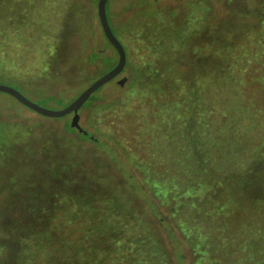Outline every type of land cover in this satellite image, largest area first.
<instances>
[{"label": "rangeland", "instance_id": "obj_1", "mask_svg": "<svg viewBox=\"0 0 264 264\" xmlns=\"http://www.w3.org/2000/svg\"><path fill=\"white\" fill-rule=\"evenodd\" d=\"M98 1L46 0L29 15L23 13L18 0H0V84L18 89L40 106L60 109L112 69L105 62L119 60V54L101 25ZM107 13L127 51V65L120 75L94 92L85 106L100 96L108 103L117 100L121 85L128 86L132 81L130 65L136 68L154 59L152 51L138 39L143 31L162 34L164 43L174 50L171 57L179 62L175 61L178 69L166 82L169 88H176L171 84L179 86L182 79L191 83L201 80L202 67L218 69L224 63L218 54L221 49L224 53L230 49L226 59L236 62L232 73L224 79L223 88L212 93L215 100L201 101L202 107L208 103L207 116L197 113L194 99L172 104L168 94L131 88L133 92L127 93L121 104L108 109L81 108V130L72 127L73 114L45 116L1 91L0 144H17V157L12 160L13 169L2 167L0 158V264L19 263L30 244L48 252L63 249L64 243L75 240L73 217L77 215L80 224L76 228L81 232L90 223L76 213L80 209L78 201L96 195L102 208L121 209L119 214H127L135 223L139 221L157 233L170 258L174 248L177 264H197L185 256L186 247H194L195 242L179 225L182 237L171 235L173 228L162 217L163 208L154 198L156 190L148 182L152 170L172 180L179 174L197 180L199 158L203 162L227 152L230 167L239 171L230 182L225 178L219 191L221 199L229 200L225 205L230 210V225L221 228L222 221L215 227L214 257L217 264H264V249L260 250L264 228V219L260 218L264 211V114L260 108L264 103V0H109ZM89 55L99 58L89 61ZM133 72L140 75L139 70ZM192 89H188L190 97L195 95ZM222 97L229 100L227 105ZM240 100L252 109L240 107ZM101 104L100 100L96 105ZM221 104L228 106L232 117L230 132L222 127L227 132L223 145L228 149L217 148L220 142L216 131L204 134L201 130L203 117L204 122H215L212 129L226 118H220ZM250 115L260 119L251 122ZM20 144H28L31 149L26 147L29 151L25 149L24 154V145ZM189 159L195 160L193 165L188 163L196 169L194 173L184 170ZM22 171L25 174L20 178L16 173ZM55 180L64 182L58 201L50 196V188L57 187ZM77 181L80 186L75 187ZM69 183L73 186L68 187ZM166 205L171 208L173 203ZM155 217L170 234V241ZM92 226L98 232L103 224ZM29 229L35 234L32 243L21 239L22 232ZM96 235L92 232L91 241ZM3 238L8 239L6 244ZM33 254L39 263L41 254ZM187 255L192 257L188 248Z\"/></svg>", "mask_w": 264, "mask_h": 264}, {"label": "trees", "instance_id": "obj_2", "mask_svg": "<svg viewBox=\"0 0 264 264\" xmlns=\"http://www.w3.org/2000/svg\"><path fill=\"white\" fill-rule=\"evenodd\" d=\"M13 1L16 2V0ZM18 1L23 6V13L25 12L26 14L30 15V13L32 14V10L39 9L41 4L46 0ZM31 1L34 4H31ZM161 35L162 34L158 35L160 36L159 38L157 35L147 34L144 31L143 34L138 35V39L141 42V45L144 46V48L150 49L152 51V53L154 54V59H152V61L150 62L141 63V65L136 66V68L130 65V68L128 69L131 74L129 82L131 80L132 81L128 86L121 85V87L119 88L120 94L117 100L108 103L105 102L103 96L95 97L88 104V106H96L98 109H108L112 106H115L117 103L121 104L124 98H126L125 95H127V93L131 94L133 92L132 89H140L151 94H168L169 98L172 99V104L176 103L181 105L183 104V102L189 103L190 101H192L191 99H194V101L198 102V106L196 108L197 113L199 115L207 116L208 103L205 107H202L201 101L203 99L204 101H206L207 98L211 97L215 100V96L212 95V93L223 88L224 79H227V77L232 73L233 64L236 62L233 60L231 63L230 60H228L230 58L226 59V57H228L227 52L230 49H227V52L225 53L223 52L225 51L223 49H221L220 51L218 50V54L220 55L219 58L224 60L223 65L218 69H212L211 71H208L206 70V68L202 67L200 71L198 70L201 80L199 79L198 81L196 80L195 82L191 83L182 79V83L179 86L171 84V87L176 88H169L166 82L169 83L171 81L169 80V75L172 71L174 72L176 71V69H178L176 63H178L179 61L177 59H172L171 55H173L174 50H172V46L164 43ZM90 54H95V51L91 52ZM98 58L99 57H97L96 59H92V57L90 58L89 55V61H95ZM117 61L113 62L112 59H108L105 62V65L110 64L113 68L116 65ZM134 69L136 71L139 70L140 75H138V73L136 72H133ZM190 87H193L192 91L195 94L194 97L189 96L188 89ZM172 91H174V93ZM223 99L224 97L221 98V100ZM100 100L103 101V104L96 105ZM243 101L244 100L239 101L240 107L252 109L250 106H246L245 101ZM222 103L227 105V103H229V100L224 99ZM200 108L202 109L199 110ZM244 108L242 110H244ZM260 108H262L261 113L263 115L264 103L260 104ZM184 111L188 112V109L185 108ZM220 111L222 113V115L219 113L220 118H225V115L226 120H220L221 123L218 124L215 129H212L215 126V122L212 123L209 121V119L208 122H204L205 118L203 117L204 126H202L201 130L204 134H210L216 131L217 139L220 142L218 143L220 145H218L217 148L228 149L226 145H223L226 144L224 143V139L227 132L224 129L222 130V127L226 126L229 131L230 125L232 126V117L230 116L231 111L228 106H223L222 104L220 106ZM255 116L256 118H253L251 116V118H253L252 120H250L251 122H255L257 120V117L258 119H260V116ZM223 121L224 123H222ZM16 145L17 144H9L8 146H6L5 144H0V158L2 159L1 166L5 169L9 166L12 169L15 168V164L12 163V160L14 157H17ZM20 145H24L22 153L25 152V149L26 151H29L26 148H30L28 144ZM211 153L214 152L212 151ZM186 154L188 160L189 153ZM229 155L230 154L228 152L226 155H224V153L221 155L217 154L216 156H211L210 159H204L203 162L199 158L198 164L200 167L198 171L199 177L197 180L192 179V177L189 179L190 176H185L186 174H179L176 180H172L169 179L167 175H165V177H163L164 175L159 176L158 172H155L151 169L152 175L148 183L156 190V196L154 198L158 199L159 206H162L163 208L162 213L164 212V214H162V217L164 219H168L169 227L173 228V232L171 235L173 237H182V233L184 231L185 234L191 237L195 242L194 247H186L185 256L188 261L194 259V261H197V264H217V259L214 257L215 252L213 251V231L215 230V227H219L221 225L222 221L224 222V224L221 226V228L225 227L226 229L227 226L230 225V223L228 222V220L230 219H228L230 210L227 208V205H225L227 203L229 204V200L225 198L221 199L219 191L224 184V179L228 177L229 181L227 182H230V179L234 178L239 171V168H236L235 166V168L230 167L229 164L231 163V160L229 158ZM219 157H221L222 160H218ZM224 158L226 159L224 160ZM20 160L21 158H19V161ZM187 160V166H185L184 170L186 172L188 171V173H194L192 170L196 171V169L192 166H189V164H195V160L192 159L194 162H192L191 159H189V161ZM25 168H27V166ZM216 173H225L226 175H220V177H218L219 174ZM16 174H18V176L21 178L23 177L22 175L25 174V172L22 171ZM27 178L29 179V175H27ZM55 181L57 183V187L50 188V190L52 191V194H50V196L53 201H58L59 199H57V196L60 195L59 192L60 189L63 188L62 186L64 185V182L61 180ZM78 182L79 181L73 183L75 187L80 186ZM42 183H40L39 186ZM33 186L35 185L33 184ZM70 186L73 185L69 183L68 187ZM244 195L245 193H242L241 197ZM251 195L252 194L250 193V196ZM257 197H259V195H257ZM100 201L101 198L98 195H96V197L92 198L91 200H87L84 198V200L81 199V201H78L80 209L77 210L76 213L80 214V216H82V219L84 218L85 221L90 223H88L86 227H83V231L81 232V228H76L80 224L77 218H75L77 215L73 217V233H76L75 240H70V243H64L63 249H58L54 252H48L49 249L41 250L42 248L37 246L36 244L29 243V250L24 253L25 255H23V258L19 261V263L16 264H177L174 248L173 257L170 258L169 254L166 252L165 245L163 244L157 233L152 231L149 227H146V225H141L139 221L135 223V221H133L129 215L125 214L123 216L122 214H119V211L121 209L112 210L102 208L100 204L98 205ZM170 203H173V206L171 208L166 205H169ZM215 204L216 206H221L217 208L214 207ZM261 212L260 218L264 219V211ZM157 220L159 223V227L168 234L170 241V234L166 229L162 228L161 221L159 219ZM96 222H100L103 224V228H97L98 232H96L95 229L94 231L92 228V224ZM108 223L111 224L109 226L104 225ZM178 225L183 227V231L178 227ZM137 228H139L140 232L137 230ZM217 231L219 230L217 229ZM92 232L97 233V235L96 238L91 241ZM22 234V241L23 237L24 240H30L31 243L32 241H35V234L33 233V229L22 232ZM132 234L135 235L131 236ZM128 236L130 238H128ZM218 238L220 241H222L221 234ZM225 238H227V236ZM2 240H4L3 243L6 244L8 239L3 238ZM104 244L107 245L106 249ZM129 246H131V248H129ZM187 248L192 254L191 258H189V256L187 255ZM261 249H264V228L263 234L260 235V250ZM34 251H38L39 255L41 254V260L39 261V263L34 257ZM46 252L48 253L46 254ZM103 254L106 255V257H102ZM260 261L263 262L261 256Z\"/></svg>", "mask_w": 264, "mask_h": 264}, {"label": "water", "instance_id": "obj_3", "mask_svg": "<svg viewBox=\"0 0 264 264\" xmlns=\"http://www.w3.org/2000/svg\"><path fill=\"white\" fill-rule=\"evenodd\" d=\"M109 0H99L98 1V15L101 22V25L103 27V30L105 32V35L109 39V41L115 46L116 50L119 54V60L118 63L110 69L107 73H105L103 76L95 80L91 85H89L81 94L75 98L71 103H69L64 108L60 109H50L43 106L38 105L34 101L30 100L28 97H26L22 92H20L18 89L5 85L0 84V92H7L9 94H12L15 96L20 102H22L24 105L30 107L31 109L49 117H63L69 114H73L72 117V127L81 128L80 119L81 114L80 110L83 108L84 104L87 102V100L92 96L94 92H96L98 89H100L102 86H104L109 81L116 78L118 75H120L126 65H127V51L123 45V43L120 41V39L117 37V35L114 33L112 26L109 21L108 13H107V3ZM128 78V77H127Z\"/></svg>", "mask_w": 264, "mask_h": 264}]
</instances>
